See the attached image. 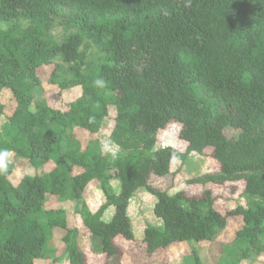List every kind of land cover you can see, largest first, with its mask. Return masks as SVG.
I'll use <instances>...</instances> for the list:
<instances>
[{"label": "trees", "instance_id": "obj_1", "mask_svg": "<svg viewBox=\"0 0 264 264\" xmlns=\"http://www.w3.org/2000/svg\"><path fill=\"white\" fill-rule=\"evenodd\" d=\"M56 19L79 33L57 43L41 31L0 27V95L10 91L17 105L7 117L0 101V116L11 128L0 137V149L36 172L57 161L49 173L16 182L13 164L0 172V264L46 258L56 228L65 231L69 264H90L92 254L104 256L102 264H172L187 256H176L185 246L202 264L193 244L216 242L239 217L242 225L219 264H241L251 249L264 254V0H0V24L28 21L47 29ZM86 41L104 56L88 73L81 50ZM60 63L70 67L60 85L82 87V97L68 112L45 102L33 106L27 79L55 65V83ZM110 122V140L121 150L112 160L85 147L76 132L99 134ZM177 127L187 153L158 148ZM207 149L218 172L190 180L174 195L152 184L171 174L174 160L184 164ZM239 181L246 184L248 208L220 212L212 187ZM93 182L107 202L95 214L82 203L76 212L81 223L70 227L65 210L44 212L48 195L81 202ZM196 187L201 194L192 193ZM141 189L157 199L154 215L163 228L144 224V238L136 240L128 210ZM111 206L116 213L105 222ZM81 236L91 238L90 251L79 247Z\"/></svg>", "mask_w": 264, "mask_h": 264}, {"label": "rangeland", "instance_id": "obj_2", "mask_svg": "<svg viewBox=\"0 0 264 264\" xmlns=\"http://www.w3.org/2000/svg\"><path fill=\"white\" fill-rule=\"evenodd\" d=\"M0 27L4 31H12L15 29H20L22 34L27 31L36 32L41 31L46 38L53 39L57 43H61L65 41L70 35L79 33V28L75 25L68 24L62 19L53 20L50 23V27L46 29L44 26H36L28 21L17 22H1ZM82 52L84 55L85 68L84 71L86 73L94 71L103 61V54H101L97 48L85 42V45L82 47ZM62 71L60 72L59 78L55 80V83L51 82V74L55 70L56 66L43 67L42 69L36 71L34 76L30 79H27V84H29V89L31 93V97L33 100V106H35L38 102H45L50 107L60 110L62 112H68L70 110V106L79 100L82 97V87H71V88H63L60 84L65 80L66 77L69 76L70 67L63 63ZM58 82V83H57ZM0 101L5 106L6 116L12 115L16 108V101L13 99V94L5 90L0 95ZM114 111V109H113ZM112 111L111 118L113 119L116 115L115 112ZM114 126L113 122L109 123L108 127L103 128V130L99 134H88L83 130L77 129V136L82 140V143L85 147H90L91 149L98 150L101 155L105 158L112 160L116 156L121 155V150L114 145L110 140V130ZM11 128L6 118L0 116V137L7 138ZM180 130L175 129L170 134L163 135L161 137L160 147H173L181 153H187L188 144L179 138ZM227 134L231 139H237L238 133L233 130L228 129ZM212 149H207L204 155L198 154H190L187 161L183 164L179 160H174L171 165V174L163 179H152V184L162 189H166L170 194L174 195L178 192L185 191L190 187L189 181L192 179H198L204 177L208 173H216L219 171V164H217L212 156ZM9 164H13L16 167L15 176L13 177V181L16 182L18 179L23 177L24 175L35 176L36 174H46L52 171L57 166L56 159L51 160L46 167L41 169L39 172H36L29 164L27 160H23L18 158L14 153H11V156L8 160ZM78 171H75L77 173ZM118 181V180H117ZM245 182L239 181L236 183L226 184L224 187H212L215 192V196L218 198L215 204V207L222 213H226L230 210L236 209L238 206H243L248 208L247 199L244 198V190H245ZM100 186V185H99ZM141 192V191H140ZM193 194H201V188L196 187L192 191ZM144 196L136 198L133 200L132 214L133 218V228L135 231L136 240H142L143 238V225L149 224L151 222V226L156 225V220L158 219L154 215V204L153 198L154 196L149 195L147 193H143ZM144 197V198H143ZM153 197V198H152ZM69 201L63 197L56 195H48L47 200L44 205V212L54 211V210H65L67 221L69 226H74L80 221V218L77 215V210L80 209L81 203L79 207H61L62 203H66ZM140 201V202H139ZM45 213L42 214V218L44 219ZM155 220V221H154ZM242 219L233 218L230 220L229 227L225 230L221 237L212 243H207L203 245L193 244V247L199 252V259L202 264H219L220 259L225 254V247L234 243L235 232L241 227ZM163 228V225L160 226V229ZM61 230V229H60ZM55 231V229H54ZM63 231V230H62ZM60 232L59 235L52 239L50 242L49 254L47 262L49 264H65L66 249L64 244L60 242L62 239V235H65V231ZM90 242L87 238L83 239L81 242V246L83 248H87ZM241 247L243 249L248 248V244L242 242ZM187 255L183 260L175 261L174 264L184 261L188 259L183 264H196L195 259L191 255L190 247H182L179 252H176V256ZM43 260V259H42ZM41 260H37L39 262ZM241 264H264V254L259 253L255 249H251L250 258L246 261H243Z\"/></svg>", "mask_w": 264, "mask_h": 264}, {"label": "crops", "instance_id": "obj_3", "mask_svg": "<svg viewBox=\"0 0 264 264\" xmlns=\"http://www.w3.org/2000/svg\"><path fill=\"white\" fill-rule=\"evenodd\" d=\"M112 186L114 187V190H115V192L117 193V194H119L120 193V191H121V186H120V182L119 181H117V180H115V181H113L112 182ZM141 191V192H140ZM143 193H147L145 190H143V189H141V190H139V191H137L136 193H135V195H134V197L131 199V201H130V206H129V210H128V212H129V215H130V217H131V214H132V207H131V204H132V202H133V200L134 199H136L138 196L140 197V194H141V196H144V194ZM148 194V193H147ZM148 196L149 197H151L149 194H148ZM138 197V198H139ZM144 198V197H143ZM153 198V197H152ZM106 202H107V200H106V197H105V195H104V193H103V191H102V189H101V187L99 186V184L98 183H96V182H93V183H91V184H89L88 185V187H87V189H86V191H85V195H84V199L81 201V202H76V201H66V203L64 204V203H62L61 204V207H74V209H75V207L77 206V208L79 207V205H80V203L82 204V203H85L88 207H89V209H90V211L93 213V214H95V213H97L100 209H101V207L103 206V205H105L106 204ZM140 202V201H139ZM156 203H157V199L156 198H153V204H154V207H155V205H156ZM76 210V209H75ZM153 212H154V210H153ZM115 213H116V209H115V207L114 206H111V207H109L106 211H105V213H104V215H103V221H105V222H110L112 219H113V217H114V215H115ZM131 221H132V226H133V218L131 217ZM155 221V220H154ZM157 222H156V225H154V226H158V227H156V228H159L160 229V226H162L163 225V221H161L160 222V220H156ZM79 223H81V221H79L77 224H79ZM147 224V223H146ZM147 225H151V222L149 223V224H147ZM70 227H73V226H70ZM134 229V228H133ZM142 231H143V238H144V230L143 229H141ZM62 231V229L60 230V229H55V231L53 230V238L55 237V240H56V236L57 235H59L60 234V232ZM63 232V231H62ZM135 232V231H134ZM65 233V232H64ZM62 235V239L60 240V242H62V244H64L63 243V234H61ZM85 238H87L88 240H89V242H90V244H89V246L87 247V248H83V246H81V242L83 241V239H85ZM143 238H141V239H143ZM78 245H79V247L81 248V250H83V251H86V252H88V251H90L91 250V248H92V242H91V238L90 237H88V236H81V237H79V240H78ZM64 247H65V245H64ZM67 257H66V260L64 261L65 262V264H69V256L68 255H66ZM92 257L90 258V264H102L103 263V260H104V256H102V255H94V254H92L91 255ZM47 260H48V258L46 259V258H44L43 260L41 259V261H39V262H37L36 263V261H35V264H49L48 262H47ZM188 259H185L184 261H182V262H179V263H176V264H183L184 262H186ZM172 264H174V263H172Z\"/></svg>", "mask_w": 264, "mask_h": 264}, {"label": "clouds", "instance_id": "obj_4", "mask_svg": "<svg viewBox=\"0 0 264 264\" xmlns=\"http://www.w3.org/2000/svg\"><path fill=\"white\" fill-rule=\"evenodd\" d=\"M97 86L103 87L105 81L103 79H97L95 81ZM11 156V152L8 149H0V172L7 171L8 160Z\"/></svg>", "mask_w": 264, "mask_h": 264}]
</instances>
